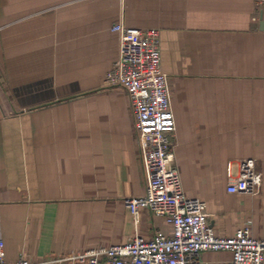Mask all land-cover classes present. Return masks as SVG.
<instances>
[{
  "label": "crops",
  "instance_id": "obj_1",
  "mask_svg": "<svg viewBox=\"0 0 264 264\" xmlns=\"http://www.w3.org/2000/svg\"><path fill=\"white\" fill-rule=\"evenodd\" d=\"M263 7L259 0H0L6 260L41 262L136 233H172L146 207L136 223L125 204L146 195L149 176L127 91L104 84L118 56L116 22L160 31L184 193L206 201L218 235L241 227L264 233ZM250 157L263 175L261 192L229 193Z\"/></svg>",
  "mask_w": 264,
  "mask_h": 264
},
{
  "label": "built area",
  "instance_id": "obj_2",
  "mask_svg": "<svg viewBox=\"0 0 264 264\" xmlns=\"http://www.w3.org/2000/svg\"><path fill=\"white\" fill-rule=\"evenodd\" d=\"M264 5V0H259ZM111 31L118 35V56L107 72L106 86L127 91L135 115L138 143L149 176L144 196L125 198V204L139 220L142 208L164 216L171 235L157 231L152 237L138 233L126 242L72 252L46 261L25 258L7 261L0 239V264H264V238H256L249 227L231 236L218 235L209 222L207 203L188 197L175 166V119L170 106L168 78L161 70L160 31L116 22ZM263 175L254 158L242 159L236 179L227 185L233 194L257 195ZM230 252V261L208 262L202 252Z\"/></svg>",
  "mask_w": 264,
  "mask_h": 264
},
{
  "label": "rangeland",
  "instance_id": "obj_3",
  "mask_svg": "<svg viewBox=\"0 0 264 264\" xmlns=\"http://www.w3.org/2000/svg\"><path fill=\"white\" fill-rule=\"evenodd\" d=\"M258 236V235H257ZM259 237H262V238H264V233H262L261 235H259ZM259 237H256V238H259ZM207 253L208 252H210V253H217V252H224V251H206ZM206 252H202L201 253V257H202V259L204 260V261H206L207 259H210V256L208 257V258H206V256L204 255V253H206ZM228 253H230V252H228ZM231 254V253H230ZM232 255V254H231Z\"/></svg>",
  "mask_w": 264,
  "mask_h": 264
},
{
  "label": "water",
  "instance_id": "obj_4",
  "mask_svg": "<svg viewBox=\"0 0 264 264\" xmlns=\"http://www.w3.org/2000/svg\"><path fill=\"white\" fill-rule=\"evenodd\" d=\"M259 27H260V30H264V7L261 11V18H260V22H259Z\"/></svg>",
  "mask_w": 264,
  "mask_h": 264
}]
</instances>
